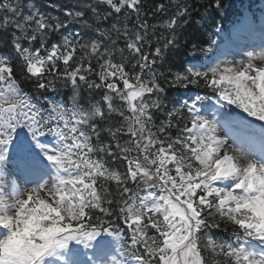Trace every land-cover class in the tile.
<instances>
[{
    "label": "snow or ice",
    "instance_id": "snow-or-ice-1",
    "mask_svg": "<svg viewBox=\"0 0 264 264\" xmlns=\"http://www.w3.org/2000/svg\"><path fill=\"white\" fill-rule=\"evenodd\" d=\"M99 3L111 11L98 21L116 17L100 33L110 45L69 36L49 44L50 33L84 13L65 10V20H53L25 13L20 0H0V30L13 29L20 61L0 55V264H264V25L260 51L166 76L157 61L179 47L177 29L195 9L175 4L163 25L169 35L149 55L143 0ZM122 13L135 15L131 29ZM17 66L40 93L55 91L59 79L70 83V104L41 103ZM161 79L204 88L215 103L195 95L168 110ZM82 88L103 95L91 102ZM222 224L231 225L226 240L206 231Z\"/></svg>",
    "mask_w": 264,
    "mask_h": 264
},
{
    "label": "trees",
    "instance_id": "trees-1",
    "mask_svg": "<svg viewBox=\"0 0 264 264\" xmlns=\"http://www.w3.org/2000/svg\"><path fill=\"white\" fill-rule=\"evenodd\" d=\"M20 2L24 7L25 13L28 10H35L53 20L56 18L65 20V10H72L73 12L81 11L84 13V16L80 18H67L68 26L66 28L61 29L59 32L50 33L48 37L49 44L62 42L63 36L74 37L81 44L89 43L92 40H98L104 45H110L111 43L108 37H102L100 33L105 31L116 17L110 16L107 21H98V14L102 16L111 11L106 4L99 3V0H20ZM178 2H182V0H143L142 18L146 19L150 26L151 37L150 43L145 46L144 51L149 55L154 52L156 46L163 43L162 37L169 35V32L165 30L163 25L175 11L174 5ZM184 2H187L195 11L192 12L189 22L177 29L179 47L171 52H167L163 60L157 61V70L164 72L166 76L171 73L182 72L192 64H206L208 60H212L222 43L223 36L228 35L235 23H242V19L246 17L245 12L247 10L253 14H259L264 10V0H220L222 6L218 9L215 7L216 0H184ZM160 3H164L167 6V10L154 12L153 9ZM93 7L96 9L95 12L92 11ZM119 19L124 20L130 29L137 22L134 14L126 20L122 13L119 15ZM217 26L221 29L219 32L215 30ZM153 27L155 29L154 34L152 32ZM97 28L100 31H97ZM12 31L13 29L11 28L7 31L0 30V55L11 56L14 64L19 65V58L16 56L12 46ZM112 37L115 38L114 33ZM22 44L28 46L26 41H22ZM193 44L196 47H193ZM33 47H39V42H35ZM116 47H124V40L122 38L117 40ZM80 55H83V53L78 52L77 56ZM125 56H127V52H125ZM119 59L120 56L117 53L116 60ZM92 62L95 67V59ZM134 62L132 61V63ZM15 71L25 91L29 92V94L40 96L41 103H44V98L47 97L51 100L69 102L70 104L73 95L70 83L59 79L56 81L55 91L48 90L40 93L27 80L19 66L16 67ZM91 78L95 77L92 76ZM147 78L146 76L145 79ZM160 83L165 88V92L161 94V101L168 110L179 108L183 100L189 99L191 93L213 94L204 88H193L191 86L188 89L169 87L164 79H161ZM102 95L103 92L99 90L81 89V96L91 102L99 101ZM152 98L155 99L156 97L153 96ZM164 118L163 113L158 112L156 113L155 121L159 124ZM112 122L114 121H100V126L106 128ZM172 132L175 134L176 129H172ZM101 135L105 139V142H107V133L102 132ZM124 139H127V137H124ZM109 163L113 168H118L120 171H123L125 168L123 161H111L109 159ZM112 190H115L114 183ZM206 231L216 239L226 240L231 235V225L225 226L222 224L220 228H211Z\"/></svg>",
    "mask_w": 264,
    "mask_h": 264
},
{
    "label": "rangeland",
    "instance_id": "rangeland-1",
    "mask_svg": "<svg viewBox=\"0 0 264 264\" xmlns=\"http://www.w3.org/2000/svg\"><path fill=\"white\" fill-rule=\"evenodd\" d=\"M255 45H257V44H254V46L253 47H255ZM252 48V46H250V47H243V48H241V50L240 51H243L244 53H246L247 51H260V49H251ZM244 53L243 54H235V55H233L232 56V58H231V60H234V61H240V60H242V59H244L245 58V56H244Z\"/></svg>",
    "mask_w": 264,
    "mask_h": 264
}]
</instances>
